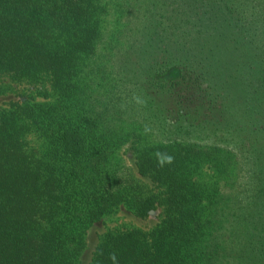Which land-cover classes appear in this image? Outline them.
<instances>
[{
  "label": "trees",
  "instance_id": "1",
  "mask_svg": "<svg viewBox=\"0 0 264 264\" xmlns=\"http://www.w3.org/2000/svg\"><path fill=\"white\" fill-rule=\"evenodd\" d=\"M15 83L46 99L0 109V264H81L121 207L162 219L90 264H264V0H0Z\"/></svg>",
  "mask_w": 264,
  "mask_h": 264
},
{
  "label": "rangeland",
  "instance_id": "2",
  "mask_svg": "<svg viewBox=\"0 0 264 264\" xmlns=\"http://www.w3.org/2000/svg\"><path fill=\"white\" fill-rule=\"evenodd\" d=\"M115 7L111 5L110 10L108 12L109 23L106 25V35H109L113 28ZM119 32V31H118ZM108 37H104L107 39ZM101 50H98L100 52ZM101 58V57H100ZM36 97V100L43 101L44 96L40 94H35V88L33 85L27 83H15L13 88L8 92L0 95V109L4 107H10L11 104L16 101L22 100L24 98H33ZM139 112L140 110L136 108L135 112ZM131 143H124L117 151V159L119 162L126 163L131 167L136 168V154L133 149L130 148ZM149 181L148 178H146ZM150 182V181H149ZM162 208L160 207L157 211L153 212L148 218L142 219L134 215L131 211H129L126 207H121L116 209L110 215H107L105 218L101 219L98 222H95L91 227L88 228L87 231V249L83 255V260L81 264H90L91 259L93 257L94 251L100 242L103 234L110 228L120 227V228H128L132 226H139L142 228H152L157 225L162 219Z\"/></svg>",
  "mask_w": 264,
  "mask_h": 264
}]
</instances>
